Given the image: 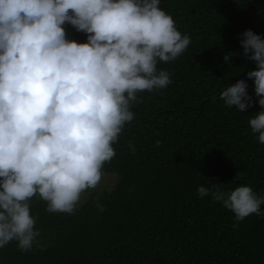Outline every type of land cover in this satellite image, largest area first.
Segmentation results:
<instances>
[{"label": "trees", "instance_id": "trees-1", "mask_svg": "<svg viewBox=\"0 0 264 264\" xmlns=\"http://www.w3.org/2000/svg\"><path fill=\"white\" fill-rule=\"evenodd\" d=\"M160 7L192 42L176 61L158 64L172 73L167 89L138 94L135 119L102 169L115 182L85 196L76 215L50 214L32 198L39 244L26 253L8 244L0 264H264V218L253 214L233 228L231 211L197 195L210 182L264 194V145L248 124L261 110L247 77L256 66L241 46L245 30L264 37V0H161ZM66 32L86 42L72 26ZM228 53L237 55L226 63ZM240 79L255 102L246 112L219 99Z\"/></svg>", "mask_w": 264, "mask_h": 264}, {"label": "clouds", "instance_id": "clouds-1", "mask_svg": "<svg viewBox=\"0 0 264 264\" xmlns=\"http://www.w3.org/2000/svg\"><path fill=\"white\" fill-rule=\"evenodd\" d=\"M160 4L0 0V249L16 242L26 253L39 244L34 197L50 214L76 215L84 197L99 192L102 169L135 119L138 94L173 83L172 73L158 64L176 61L192 41ZM67 25L84 33L86 42L70 40ZM241 37L243 55L256 66L247 77L261 109L248 124L264 145V37L251 29ZM219 99L240 112L255 103L245 79L226 87ZM129 148L135 154L131 141ZM244 176L239 172L236 180ZM197 195L231 211L233 228L253 214L264 218V194L250 185L226 191L210 182ZM94 200L103 213L100 195Z\"/></svg>", "mask_w": 264, "mask_h": 264}, {"label": "rangeland", "instance_id": "rangeland-1", "mask_svg": "<svg viewBox=\"0 0 264 264\" xmlns=\"http://www.w3.org/2000/svg\"><path fill=\"white\" fill-rule=\"evenodd\" d=\"M105 175H109V176H105ZM105 175H103V176H105V177H103L102 178V182H101V185H100V187H111L112 186V182H115L114 180H113V177H110V176H115V177H117L116 175H114V174H105ZM87 199V198H86ZM84 200V199H83ZM82 200V201H83ZM82 203V202H81ZM84 203V202H83Z\"/></svg>", "mask_w": 264, "mask_h": 264}]
</instances>
